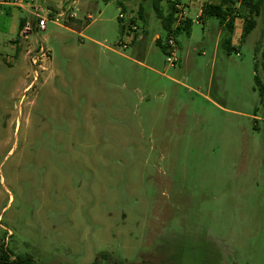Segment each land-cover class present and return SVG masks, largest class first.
Returning a JSON list of instances; mask_svg holds the SVG:
<instances>
[{"label": "rangeland", "instance_id": "1", "mask_svg": "<svg viewBox=\"0 0 264 264\" xmlns=\"http://www.w3.org/2000/svg\"><path fill=\"white\" fill-rule=\"evenodd\" d=\"M129 1L125 48L114 0L24 34L27 9H0V246L33 264H264V12L243 38L234 19L226 52L200 16L219 0H158L191 20L169 65L153 0Z\"/></svg>", "mask_w": 264, "mask_h": 264}, {"label": "trees", "instance_id": "2", "mask_svg": "<svg viewBox=\"0 0 264 264\" xmlns=\"http://www.w3.org/2000/svg\"><path fill=\"white\" fill-rule=\"evenodd\" d=\"M157 1L153 0V5L156 9V14L159 17L160 24L165 33H168L171 30L172 23L174 21V8L171 1L168 6V11L166 14H162L157 9ZM239 8H244L245 13L240 15ZM261 11L264 12V0H219L217 3H205L202 4L200 9V16L214 17L217 19L219 26L223 30V36L220 39V43L223 49L226 52H229L232 48L230 43L231 35L233 31L234 19L239 16L243 19L241 25L240 38H243L254 26L256 23L255 17H257ZM137 19H142V9L139 7L137 10ZM191 20L188 17H185L179 25H177L173 33L179 30H184L188 34L190 28ZM24 20L20 19L18 23L19 30L22 29ZM123 27L121 26V30ZM255 81L257 82L256 76H254ZM264 87H260V94L262 95ZM0 264H33L29 257L13 255L7 253L6 250H3L0 246Z\"/></svg>", "mask_w": 264, "mask_h": 264}, {"label": "built area", "instance_id": "3", "mask_svg": "<svg viewBox=\"0 0 264 264\" xmlns=\"http://www.w3.org/2000/svg\"><path fill=\"white\" fill-rule=\"evenodd\" d=\"M33 0H0V9L5 6H15L18 8H25L31 14L32 18V25L29 22L23 23L22 26V33H27L30 31L31 26L37 27V28H42L46 24L47 21H50L52 17L49 15L48 12L44 11L42 8L33 3ZM27 7V8H26ZM173 8H174V21L171 26V30L166 33V39L165 43L163 44V53L165 55V62L168 63L169 65H174L176 62H178V57H177V47H176V42L174 40V33L173 30L174 28L180 24V22L186 17L183 15V8L182 5H180L177 1H174L173 3ZM71 17L74 16V13L70 15ZM117 20L122 24L123 30L125 29V40L121 42V47L125 48L127 43L131 42L132 39L135 36V31L138 30V23H137V16L133 12H124L119 6L117 8ZM53 22H56L57 19L54 18L52 19ZM125 21V22H123ZM125 23V24H124ZM126 25V27H124Z\"/></svg>", "mask_w": 264, "mask_h": 264}, {"label": "crops", "instance_id": "4", "mask_svg": "<svg viewBox=\"0 0 264 264\" xmlns=\"http://www.w3.org/2000/svg\"><path fill=\"white\" fill-rule=\"evenodd\" d=\"M69 1H70V4L72 5L74 3V0H56V4L55 5H45L44 7L43 6H40L42 8L43 11H46L49 13V15H55L54 18L57 19V17H61L62 18V22H63V25L64 27L68 25H70L74 20L75 18V12L73 11H69L71 9V6H69ZM116 2V9L121 6L122 10L126 13L128 12H133L135 14H137V10L139 9V5L136 6L135 8H132L130 6V1L129 0H114ZM74 13V16L71 17L70 15ZM100 15V14H99ZM98 15V16H99ZM85 19H89L91 18V15L89 14V12L86 11L85 15H84ZM84 20V21H86ZM236 20V19H235ZM27 22L24 20V23ZM76 22L75 24H77L78 26H81L82 24V21L80 19H76ZM117 25H118V31L120 32V34H122V30H121V26L122 24H120V22L117 20ZM234 25H235V21H234ZM123 27V26H122ZM45 28V25L44 27L40 28L41 30H44ZM123 29V28H122ZM220 29H221V26L218 25V36L219 37V34H220ZM138 34V33H137ZM137 35L135 34L134 38L132 39V43L135 42V40H139V39H136ZM156 37V36H155ZM157 38V37H156ZM234 39L233 37H231V45L233 43ZM28 86V85H27ZM26 86V87H27ZM25 87V88H26Z\"/></svg>", "mask_w": 264, "mask_h": 264}]
</instances>
